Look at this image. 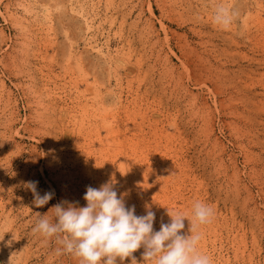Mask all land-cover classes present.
Returning <instances> with one entry per match:
<instances>
[{"label":"rangeland","instance_id":"obj_1","mask_svg":"<svg viewBox=\"0 0 264 264\" xmlns=\"http://www.w3.org/2000/svg\"><path fill=\"white\" fill-rule=\"evenodd\" d=\"M112 180L155 230L211 205L200 250L264 264V0H0V264H79L32 228Z\"/></svg>","mask_w":264,"mask_h":264},{"label":"clouds","instance_id":"obj_2","mask_svg":"<svg viewBox=\"0 0 264 264\" xmlns=\"http://www.w3.org/2000/svg\"><path fill=\"white\" fill-rule=\"evenodd\" d=\"M237 15L234 9L224 4L214 8L213 23L227 29ZM38 181H26L24 187L33 194L32 204L43 207L53 199L54 191L37 190ZM79 202L61 201L45 214L37 217L33 233L45 238H55L57 253L71 254L79 264H123L143 247V261L154 264H213L207 253L200 250L203 234L198 225L211 222L215 213L211 205L197 201L193 204L194 218L186 214H174L167 208L170 221L161 220L159 230L154 229L156 213L145 206L146 214L137 215L135 205L126 206L123 195H118L115 181L101 184L98 188L86 187ZM51 213V215H49ZM185 219L190 224L185 232Z\"/></svg>","mask_w":264,"mask_h":264},{"label":"bare ground","instance_id":"obj_3","mask_svg":"<svg viewBox=\"0 0 264 264\" xmlns=\"http://www.w3.org/2000/svg\"><path fill=\"white\" fill-rule=\"evenodd\" d=\"M200 44H201V43H200ZM203 45H204V44H203ZM215 54H217V53L215 52ZM214 56H216V55H214ZM198 57H199V56H198ZM201 57H202V56H201ZM199 58H200V57H199ZM204 58H205V57H204ZM204 58L202 57L201 59L203 60ZM209 58H210V57H209ZM217 58H218V57H217ZM201 59H200V61H201ZM206 59H207V57H206ZM214 59H215V58H214ZM212 60H213V59H212ZM211 62H212V61H211ZM206 63H208V62H206ZM221 63H222V62H221ZM204 64H205V62H204ZM211 65H212V64L210 63V65H208V66H211ZM219 65H220V64H219ZM224 65H225V64H224ZM212 66H213V65H212ZM220 67H221V66H220ZM221 68H223V67H221ZM223 70H224V68H223ZM224 71H225V70H224ZM226 71H227V70H226ZM221 72H223V71H221ZM224 73H225V72H224ZM216 79H218V76H217ZM216 79H215V81H216ZM218 80H219V79H218ZM220 80H221V78H220ZM160 82H161V81H160ZM162 82H164V80H163ZM166 82H167V81H166ZM166 82H164V83H166ZM168 82H169V81H168ZM168 82H167V83H168ZM218 82H219V81H218ZM224 82H225V81H224ZM237 82H238V81H237ZM167 83H166V84H167ZM222 83H223V82H222ZM232 83L234 84V83H236V82L234 81V82H232ZM158 84H159V83H158ZM168 84H169V83H168ZM218 84H219V85H223V84H220V82H219ZM218 84H217V81H216V82H215V86L218 85ZM224 84H225V83H224ZM227 84H228V86H231V85L229 84V82H227ZM233 84H232V85H233ZM162 85H163V84H161V86H162ZM170 85H171V84H170ZM235 85H236V84H235ZM235 85H234V86H235ZM238 85H239V84H238ZM240 85H241V84H240ZM166 86H167V85H166ZM223 86H224V85H223ZM168 87H169V86H168ZM217 87H218V86H217ZM219 87H221V86H219ZM237 87L239 88L240 86H237ZM237 87H235V88H232V87H231L232 89H230V90H233V89L236 90ZM243 87H244V86H243ZM246 87H248V86H246ZM246 87H245V88H246ZM164 88H165V87H164ZM169 88H171V86H170ZM169 88H168V89H169ZM228 88H230V87H228ZM241 88H242V86H241ZM162 89H163V88H162ZM172 89H173V88H172ZM217 89L219 90V89H222V88H217ZM164 90H165V89H164ZM170 90H171V89H170ZM170 90H169V91H170ZM172 91H173V90H172ZM236 91H237V90H236ZM236 91H235V93H236ZM246 91H248V90L246 89ZM166 92H167V91H166ZM170 92H171V91H170ZM174 92H175V91H174ZM240 92H242V91H240ZM175 93H177V92H175ZM238 93H239V92H238ZM165 94H166V93H165ZM169 95H170V94L168 93V96H169ZM172 95H173V93H172ZM174 95H175V94H174ZM231 95H232V94H231ZM175 96H176V95H175ZM179 96H180V95H179ZM236 97H238V96H236ZM167 98H168V97H167ZM168 99H170V98H168ZM176 99H177V98H176ZM176 99H175V101H176ZM178 99H179V98H178ZM230 99H231V98H230ZM237 99H238V98H237ZM172 101H173V99H172ZM186 103H187V102H186ZM186 103H185V104H186ZM188 103H189V102H188ZM170 104H171V103H170ZM172 104H173V103H172ZM175 105H176V104H175ZM190 105H191V104H190ZM170 106H171V105H170ZM191 107H192V106H191ZM194 107H195V106H194ZM192 108H193V107H192ZM192 108H191V109H192ZM176 109H177V108H176ZM180 109H181V108H180ZM186 109H187V108H186ZM189 110H190V109H189ZM234 110H235V109H234ZM178 111H179V110H178ZM180 111H181V110H180ZM180 111H179V112H180ZM184 111H185V110H184ZM192 111H193V110H192ZM194 111H195V110H194ZM194 111H193V113H192L193 115H195V113H196V112L194 113ZM180 114H181V113H180ZM180 114H179V115H180ZM187 114H188V112H187ZM187 114H186V115H187ZM181 115H182V114H181ZM184 115H185V114H184ZM190 115H191V114H190ZM190 115H189V119H190ZM193 115H192V116H193ZM186 117H187V116H186ZM184 118H185V117H184ZM192 118H193V117H192ZM186 120H187V118H186ZM186 120H185V121H186ZM182 121H183V120H182ZM188 121H189V120H188ZM183 122H184V121H183ZM183 122H182V123H183ZM190 122L192 123V120H191ZM180 123H181V122H180ZM185 124H186V123H185ZM191 125H192V124H191ZM206 125H207V124H206ZM182 126H183V125H182ZM184 127H185V126H184ZM176 128H177V127H176ZM179 128H180V127H179ZM186 129H187V128H186ZM182 131H183V130H182ZM182 131H181L180 133H182ZM184 133H185V132H184Z\"/></svg>","mask_w":264,"mask_h":264}]
</instances>
